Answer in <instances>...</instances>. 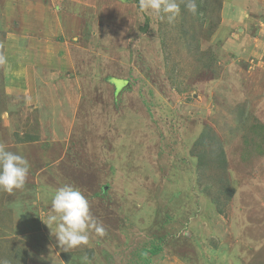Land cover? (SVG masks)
<instances>
[{
	"label": "rangeland",
	"instance_id": "1",
	"mask_svg": "<svg viewBox=\"0 0 264 264\" xmlns=\"http://www.w3.org/2000/svg\"><path fill=\"white\" fill-rule=\"evenodd\" d=\"M177 3L0 0V264H264V0ZM65 184L104 236L58 244Z\"/></svg>",
	"mask_w": 264,
	"mask_h": 264
},
{
	"label": "clouds",
	"instance_id": "2",
	"mask_svg": "<svg viewBox=\"0 0 264 264\" xmlns=\"http://www.w3.org/2000/svg\"><path fill=\"white\" fill-rule=\"evenodd\" d=\"M192 14L197 13L196 0H180ZM140 13L150 11L160 20L173 23L180 14L177 0H138ZM4 57L0 56V63ZM29 172L26 158L6 149L0 144V189L11 193L24 187ZM46 226L55 225V237L62 248H75L89 241V232L98 236L105 235V229L90 213L89 202L83 193L70 184L54 190L51 196V213L47 216Z\"/></svg>",
	"mask_w": 264,
	"mask_h": 264
},
{
	"label": "trees",
	"instance_id": "3",
	"mask_svg": "<svg viewBox=\"0 0 264 264\" xmlns=\"http://www.w3.org/2000/svg\"><path fill=\"white\" fill-rule=\"evenodd\" d=\"M158 250H159L158 248H157V249H153V251H152V252H153V253H155V252H156V251H158Z\"/></svg>",
	"mask_w": 264,
	"mask_h": 264
},
{
	"label": "water",
	"instance_id": "4",
	"mask_svg": "<svg viewBox=\"0 0 264 264\" xmlns=\"http://www.w3.org/2000/svg\"><path fill=\"white\" fill-rule=\"evenodd\" d=\"M158 255H160V254H156L155 257L158 256Z\"/></svg>",
	"mask_w": 264,
	"mask_h": 264
}]
</instances>
